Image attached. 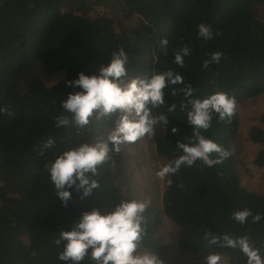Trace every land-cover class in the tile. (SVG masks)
Masks as SVG:
<instances>
[{
	"label": "trees",
	"instance_id": "obj_1",
	"mask_svg": "<svg viewBox=\"0 0 264 264\" xmlns=\"http://www.w3.org/2000/svg\"><path fill=\"white\" fill-rule=\"evenodd\" d=\"M114 1L126 18L137 19L135 24L117 30L112 17L96 14L90 0H0V108L6 109L0 112V264H64L58 260L62 245L55 243L62 230L70 229L84 211L109 210L122 199H134L125 192L122 146L99 167L95 178L100 186L90 196L82 198L73 191L67 206L58 199L46 165L80 143L106 138L116 119H92L80 129L57 127L60 102L75 91L65 81L79 72L96 74L112 52L123 47L129 79L173 69L195 89L194 97L226 92L237 107L264 94V0ZM201 23L211 26L212 39L198 38ZM162 38L169 41L167 54L159 47ZM184 46L191 51L179 67L174 56ZM216 51L223 53L219 64L203 68V61ZM34 65L48 75L64 71L65 79L48 87L35 78L22 90L23 77ZM182 86H174L175 93L166 89V104L153 110V115L163 113L169 120L167 129L157 125L164 133L155 138L157 154L167 163L180 154L177 142L186 143L192 135L187 98L178 91ZM171 104L176 108L168 112ZM172 127L179 131L172 134ZM239 131L237 108L230 120L213 115L204 135L230 155L212 167L198 161L170 177L162 211L152 206L145 211L140 248L158 256L165 252L159 235L164 214L179 229V247L185 254L217 252L227 256L229 264H246L239 249L209 244L210 232L247 235L264 255V219L252 222L249 217L243 225L232 219V213L243 208L264 214V193L242 184L234 149ZM249 136L262 145L254 164L264 168V128H252ZM49 138L54 140L50 148L45 147ZM81 264H89L87 257Z\"/></svg>",
	"mask_w": 264,
	"mask_h": 264
},
{
	"label": "clouds",
	"instance_id": "obj_2",
	"mask_svg": "<svg viewBox=\"0 0 264 264\" xmlns=\"http://www.w3.org/2000/svg\"><path fill=\"white\" fill-rule=\"evenodd\" d=\"M197 36L205 41L212 39L211 26L199 24ZM168 44L166 38L159 42L164 54H167ZM190 51L184 46L176 52L175 65L183 67L184 57ZM222 56L220 51L209 54L202 67L207 69L210 64H219ZM127 62L128 54L121 47L112 52L109 63L102 65L96 74L79 72L76 78L65 81V85L75 91L61 100L62 111L55 119L57 127L80 129L88 126L92 119L100 120L113 115L116 119L106 138L98 137L94 142L80 143L63 151L46 165L49 181L64 206L71 200L73 191L84 198L100 186L95 177L99 167L111 159V152L118 153L122 145L135 143L146 135L153 136L158 124L167 129L168 117L163 113L153 115V110L166 104L165 90L171 89L175 93L177 89L174 86L177 85H183L178 91L187 98L186 119L192 135L186 143L177 142L180 154L160 167L155 175L167 178L170 185V177L182 167H192L198 161L212 167L230 155L228 150L204 133L212 127L214 114L220 121L232 118L237 108L233 96L226 92H214L204 98L194 97L195 89L185 84L184 77L173 69L129 79ZM175 108L176 105L171 104L167 110L172 112ZM5 110L0 108V112ZM178 131L176 127L170 129L172 134ZM53 144L54 140L49 138L45 147L50 148ZM148 206V201L122 199L109 210L98 207L82 212L70 229L62 230L55 240L58 246L62 245L58 260L64 264H81L87 257L89 264H164L155 252L138 251L145 235V211ZM249 217L252 222H260L264 214H253L248 208L232 213V219L241 225ZM206 237L211 245L239 249L246 257V264H264V255L252 245L247 235L222 233L218 236L207 232ZM221 261L222 256L217 252L205 257V264H221Z\"/></svg>",
	"mask_w": 264,
	"mask_h": 264
},
{
	"label": "rangeland",
	"instance_id": "obj_3",
	"mask_svg": "<svg viewBox=\"0 0 264 264\" xmlns=\"http://www.w3.org/2000/svg\"><path fill=\"white\" fill-rule=\"evenodd\" d=\"M94 5L95 13L107 14L115 21L116 29L121 26H129L136 23V18L128 19L121 12L114 0H90ZM263 11V8H261ZM261 20L264 19L260 12ZM39 78L50 87L65 79V72L61 71L48 75L42 66L34 65L24 75L22 90H25L30 82ZM240 116V131L234 144V149L239 161V172L243 186L255 193H264V168L254 164L255 157L262 145L250 140V131L254 127L264 128L262 115H264V94L246 101L237 107ZM164 130L157 126L154 135L145 136L139 141L122 145L125 154V168L128 179L125 183V192L136 200L148 201L149 206L162 211V197L167 185V178L161 179L155 173L167 161L161 158L156 151L155 138ZM108 135V134H107ZM160 238L165 252L159 256L164 264H205V257L209 254H185L180 250V231L176 225L164 214H161ZM143 253V248L138 249ZM222 256L221 264H229V258Z\"/></svg>",
	"mask_w": 264,
	"mask_h": 264
}]
</instances>
